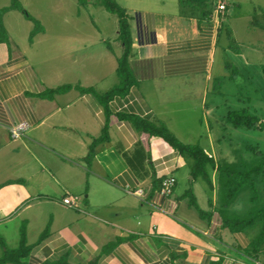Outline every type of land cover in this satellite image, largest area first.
I'll return each instance as SVG.
<instances>
[{"label": "crops", "instance_id": "1", "mask_svg": "<svg viewBox=\"0 0 264 264\" xmlns=\"http://www.w3.org/2000/svg\"><path fill=\"white\" fill-rule=\"evenodd\" d=\"M16 1L21 9L1 17L8 41L0 43V257L19 247L22 227L26 254L5 264H264V239L255 243L259 225L222 227L216 170L212 187L201 180L202 188L185 158L122 117L161 122L182 143L227 161L211 138L213 126L206 127L207 145L195 139L205 136L207 114L223 112L226 132L234 129L223 124L228 110L254 111L259 94L254 101L242 88L261 91L264 101V14H256L255 0H223V11L218 0H115L127 15L136 83L107 102L99 95L119 82L117 17H104L100 28L91 15L60 16L66 0L46 16ZM70 1L93 12L101 7ZM10 3L0 0V9ZM29 16L43 28L31 43ZM239 16L247 21L240 31ZM227 83L241 90L230 99ZM62 86L70 88L47 95ZM19 124L26 128L13 139L9 128ZM169 174L175 206L154 194ZM137 188L144 198L129 193ZM189 188L206 216L183 197ZM65 197L77 208L63 205ZM238 207L224 211L238 215Z\"/></svg>", "mask_w": 264, "mask_h": 264}, {"label": "trees", "instance_id": "2", "mask_svg": "<svg viewBox=\"0 0 264 264\" xmlns=\"http://www.w3.org/2000/svg\"><path fill=\"white\" fill-rule=\"evenodd\" d=\"M79 5H86L89 0H77ZM103 9L117 17L118 37L117 40L122 44V53L118 58L116 75L118 84L112 87L108 92L99 95L102 102H107L115 96H124L130 87L136 83L131 66L129 63V52L132 45L131 34L129 30L128 19L125 10L118 5L115 0H95ZM12 9L20 10V5L16 0H11L10 6L0 9V43L8 41L6 31L2 25V15ZM33 23L34 28L29 34V42L31 43L36 33L41 32L43 28L38 21L32 17H28ZM227 70L230 64H226ZM264 74V67L262 68ZM69 86H62L54 90H48L47 95L62 93L68 90ZM124 119L131 122L135 129L142 133L158 137L167 146L176 151L187 161L190 169L191 177L196 180L200 179L211 188L210 170H216V178L219 189L220 213L222 214V227L229 229L231 232L244 231L253 226L259 225L260 232L255 243H260L264 239V204L259 206L261 195H259L258 182H264V153L254 147H246V150L253 152L258 158L254 162L247 161L244 156L238 153V157L232 161L225 160L216 163L212 156H209L198 145L184 144L173 136L161 122L148 121L134 115H123ZM223 124L234 129H243L245 131L264 132V118L259 117L255 111H251L249 107L240 108L238 110H228ZM237 156V155H236ZM242 194H249L250 203L254 205L248 209L246 214H228L226 211L234 203L243 200ZM184 198L188 199L189 204L194 207L199 215L203 217L207 213L200 210L196 204V199L192 189H187ZM246 198V196H245ZM260 202V203H259ZM239 203V202H238ZM256 203H258L256 205ZM0 246L5 247L4 241L0 238ZM26 254L25 249V230H20L19 247L16 250L5 249L0 257V264L8 262L18 263L19 259Z\"/></svg>", "mask_w": 264, "mask_h": 264}, {"label": "rangeland", "instance_id": "3", "mask_svg": "<svg viewBox=\"0 0 264 264\" xmlns=\"http://www.w3.org/2000/svg\"><path fill=\"white\" fill-rule=\"evenodd\" d=\"M23 1L22 3L25 4V11H27L28 13L32 14V13H36L38 15L41 16H46V15H50L52 14L53 10L56 8V4H59V2H57V0H52L50 1V3H45L43 0H32V4L31 7L28 8V1L27 0H21ZM76 1H74L73 3L70 0H66V3L64 4L65 7H61V3L59 4L61 7V10L63 9V12H60V16L66 17V18H87L89 15H91L90 17L93 18V20L96 21V23L98 24V26L101 28L102 23H104V17H108V19L112 20V22H114V20H116V16L110 13H107L103 7H100V9H98V11L93 12L90 10V8L86 9L87 7H85L84 9H78L77 4L75 3ZM255 5L259 6V8L256 9V14L257 15H262L264 14L263 10H264V0H255ZM248 8V7H247ZM261 8V10H260ZM33 11V12H32ZM232 11V9H231ZM249 10L247 9H243L241 10L240 13H247ZM90 12V13H87ZM54 14V13H53ZM52 16V15H51ZM57 16V14H56ZM253 16V14H252ZM242 18L241 16H239L237 18V20L235 21V24L237 26L238 31H240L243 27H246L247 25V21L243 20V19H239ZM245 23V24H244ZM259 29L255 30L258 31ZM263 30V29H261ZM224 41V38H223ZM262 46H264V43L262 44ZM260 61H263L262 63H264V58ZM261 82V81H260ZM258 80H256L254 82V85H256L257 83V89L259 88L258 86L261 85ZM238 91L241 90H237L236 87L234 86L233 83H227L226 87H225V93H227V97H233V95H235L236 93L238 94ZM242 95L244 97L247 96H251L253 98L254 101H257V94H259V100L258 103L254 104V111L256 112L257 115H259V117L264 118V101H263V94H261L262 92L257 90L256 92L249 90V89H245L242 88L241 91ZM262 95V96H261ZM256 96V97H255ZM260 102V104H259ZM234 108H237L238 106H233ZM222 116H223V112H218L216 114V116H212L210 114H207V116L205 117V136H202L201 138H196L195 140L200 141V144L202 145H207L208 144V134L206 131V127L208 126H213L212 131H211V138L214 139L215 145L216 147L219 149V151L222 152V157L224 159H228L229 158H237L238 154H233L235 156L232 155V151L231 149H229L230 146H232L231 148H236L239 147L241 149V151L243 152V154L245 155V159L249 162H254L256 161L258 158H256V156H254L253 154V150L251 151H247L246 147L250 146V147H254V149H258L259 151H261L262 153H264V132H259V131H245L243 129H232L233 131H231L230 129H228V131L224 132L223 129H221V125L222 122H219L220 120H222ZM220 126H218L219 124ZM219 133V134H218ZM218 135V136H217ZM237 155V156H236ZM198 183L200 184L199 186H201L202 188L206 187L204 186V184L201 182V180L199 179ZM258 189H259V195H261V199H260V205L264 204V182L263 181H259L258 182ZM197 192L199 193V187L197 186ZM246 196V198H245ZM241 199H243V201L241 202V200H239L238 205L240 207V213L242 214H246L248 209H250L254 203H250L249 200V194H242V197H240ZM201 201V200H200ZM258 203H256L257 205ZM235 206V205H234ZM238 207V208H239ZM235 208V207H233ZM1 249V247H0Z\"/></svg>", "mask_w": 264, "mask_h": 264}, {"label": "built area", "instance_id": "4", "mask_svg": "<svg viewBox=\"0 0 264 264\" xmlns=\"http://www.w3.org/2000/svg\"><path fill=\"white\" fill-rule=\"evenodd\" d=\"M225 9V4L223 0H218L217 4V10L223 11ZM26 126L25 124H19L16 126H13L9 128L11 137L13 139H17L22 136L23 131L25 130ZM176 185V179L173 175L169 174L161 178L160 186L158 189L154 191V194L159 196L160 198L168 201L171 206H175V201L172 199L173 191ZM130 194L133 196H136L138 198H144L145 192L142 188H137L135 190L129 191ZM62 204L66 207L76 209L77 204L74 200H72L70 197H65L62 200ZM163 211V210H162ZM165 214H171L170 212L164 211ZM250 264H262L261 262H251Z\"/></svg>", "mask_w": 264, "mask_h": 264}]
</instances>
